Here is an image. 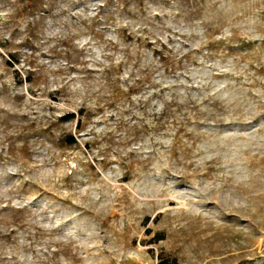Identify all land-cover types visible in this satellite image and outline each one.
<instances>
[{"label":"rangeland","instance_id":"rangeland-1","mask_svg":"<svg viewBox=\"0 0 264 264\" xmlns=\"http://www.w3.org/2000/svg\"><path fill=\"white\" fill-rule=\"evenodd\" d=\"M161 261L264 264V0H0V264Z\"/></svg>","mask_w":264,"mask_h":264},{"label":"trees","instance_id":"trees-1","mask_svg":"<svg viewBox=\"0 0 264 264\" xmlns=\"http://www.w3.org/2000/svg\"><path fill=\"white\" fill-rule=\"evenodd\" d=\"M73 116H74L73 114H68L67 116H65L64 119H65V120H68V119H71ZM158 264H166V262L161 261V262H159Z\"/></svg>","mask_w":264,"mask_h":264}]
</instances>
